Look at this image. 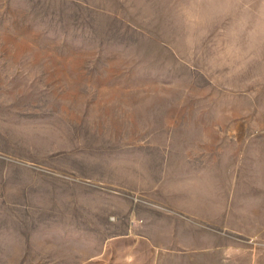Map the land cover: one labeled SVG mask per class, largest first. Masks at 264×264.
Returning <instances> with one entry per match:
<instances>
[{
  "label": "rangeland",
  "instance_id": "obj_1",
  "mask_svg": "<svg viewBox=\"0 0 264 264\" xmlns=\"http://www.w3.org/2000/svg\"><path fill=\"white\" fill-rule=\"evenodd\" d=\"M130 209L178 264H264V0H0V264Z\"/></svg>",
  "mask_w": 264,
  "mask_h": 264
},
{
  "label": "crops",
  "instance_id": "obj_2",
  "mask_svg": "<svg viewBox=\"0 0 264 264\" xmlns=\"http://www.w3.org/2000/svg\"><path fill=\"white\" fill-rule=\"evenodd\" d=\"M128 211L126 222L115 218L109 224L115 231L102 237H90L88 227L72 219L56 223L49 236L59 245L55 264H178L184 252L170 249L169 241L180 238L183 243L185 236H179V231L184 229L163 221V214L159 221H153L147 215L138 217L132 209ZM164 215L167 220L169 212ZM93 239L96 250L90 255L89 242Z\"/></svg>",
  "mask_w": 264,
  "mask_h": 264
}]
</instances>
